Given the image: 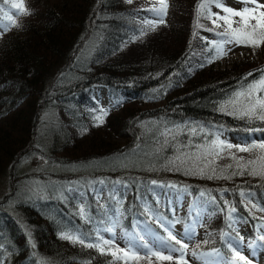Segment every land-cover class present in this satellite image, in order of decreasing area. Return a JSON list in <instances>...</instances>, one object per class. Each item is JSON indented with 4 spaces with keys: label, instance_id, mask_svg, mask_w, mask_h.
Listing matches in <instances>:
<instances>
[{
    "label": "trees",
    "instance_id": "1",
    "mask_svg": "<svg viewBox=\"0 0 264 264\" xmlns=\"http://www.w3.org/2000/svg\"><path fill=\"white\" fill-rule=\"evenodd\" d=\"M217 13L226 15L215 0H0V209L15 200L0 213V264H135L121 247L103 243V228L127 232L143 220L180 249L163 225L200 216L202 237L181 241V251L254 264L228 241L257 240L264 250V136L250 131L264 125V87L252 90L251 117L233 112L229 101L235 91L247 93L252 77H242L264 75V42L228 43L208 63L222 39L215 33L226 30L213 24ZM217 138L256 143L240 152L213 146ZM36 154L92 171L25 166ZM93 178L120 190L109 189L103 201L65 187ZM152 181L185 191L197 216L173 210ZM136 264L189 263L142 257Z\"/></svg>",
    "mask_w": 264,
    "mask_h": 264
},
{
    "label": "rangeland",
    "instance_id": "2",
    "mask_svg": "<svg viewBox=\"0 0 264 264\" xmlns=\"http://www.w3.org/2000/svg\"><path fill=\"white\" fill-rule=\"evenodd\" d=\"M225 1L227 3H229V5L234 4V5H244V6H250V7H254V5L249 4V3H245L244 0H222ZM228 44V43H226ZM226 44L223 45V49L225 51L228 50V47L226 46ZM234 56H237V53L233 54ZM241 55V54H239ZM243 55V54H242ZM95 99H100L103 102H106L107 104L110 103V99L106 98L104 95L100 96V94H95ZM77 111L81 113L82 112H87L86 108H81V110H79L77 108ZM88 113V112H87ZM29 164L30 166H42V168H48L50 171L52 169H55L56 171L62 172V173H71V174H76V175H81V174H91V167H89V165H73V166H62L60 164H55V162L50 161V159H46L44 156H40V155H31V157L28 159V161L25 162V166ZM82 179H74L69 183H66L67 185L65 187L69 188L70 190L68 191V193L70 191H74L76 192L78 189L81 190L82 193L87 192L89 190V193H93L95 196H97L98 199L100 200H106L109 195H111V191H109L108 189H111L113 192L119 191L120 190V185L117 184H113L112 186L109 184V181L101 179L99 180V178L96 179H87V180H83ZM79 187H78V186ZM58 188V187H57ZM59 188H61V190L63 189L62 186H59ZM78 188V189H76ZM57 190V189H56ZM151 190L153 193H157L158 195H164V197L167 198L168 202H170V207L173 208V210L177 211L180 208H185V210H187V212L190 213V217H194L197 216L198 212H194L193 207H191V211L189 210V206H191V204L193 202H191L190 197H186L185 196V191H180L178 188H174V187H163L162 185L159 184H154L151 185ZM58 192V191H57ZM78 193V194H77ZM77 198L80 199V201H82V196L80 194V192H77ZM187 201L188 203L185 205L182 204V201ZM15 200L7 202L6 208L5 209H0V213L5 212L6 213V209H9L11 206H13ZM172 203V204H171ZM202 216H200V220L199 222L196 220V218L194 219L195 222H188V223H184V222H178L177 224L172 223L171 225V231L172 233L175 234H180V236H184L186 232L190 231V234L188 236L185 237V240L189 241V240H200V238L202 237L201 233H197V229L196 226H199V224H202L201 220H202ZM198 223V224H197ZM134 228H132L130 231L124 232L122 227L116 226V228L114 229H106L103 228L102 233L105 234V238L106 239H110L113 242V245H117L119 247H121L125 253H127V255H125V258H127L129 261H134V263L136 264L138 259L133 257V253H136V256L140 258L142 257H146V259H150V260H161L159 259L157 256L154 255H148V256H144L141 252H136L135 248H132L131 251H129V249L131 248V244L130 242H135L137 245L143 244V243H149V248H152L153 245L156 246V248L160 247V235H156L154 232V229L151 227V225H149L147 222L145 223L143 220H137L135 221V223L133 224ZM208 233L207 236L210 235V232H206ZM261 235H264V228L263 231L261 232ZM140 237H143V239H140ZM182 240V241H185ZM234 241L237 242L238 246H239V250L240 247L243 248V254L248 257L252 263L254 264H264V250L263 248H258V245L260 244V242H258L257 240H253V242L249 243L248 245H243V240L241 241L240 239H235ZM163 242L165 244H167L169 247H175V245H172L171 243H167L166 240L163 239ZM155 250V249H153ZM241 251V250H240ZM206 252H204L203 254H205ZM160 255H171L173 257V259L171 260H162V261H179L180 259H184L186 261H188V263L190 264H205V262L207 261V264H214V262H218V261H222V259L217 255V254H209L211 256H189L187 255L186 252H184V256L181 257L180 256V251H176V252H171L169 253L167 250H161L160 251Z\"/></svg>",
    "mask_w": 264,
    "mask_h": 264
},
{
    "label": "snow or ice",
    "instance_id": "3",
    "mask_svg": "<svg viewBox=\"0 0 264 264\" xmlns=\"http://www.w3.org/2000/svg\"><path fill=\"white\" fill-rule=\"evenodd\" d=\"M7 2V0H5ZM129 3L132 2V0H128ZM245 3H249L254 5V7H244L242 10H234L231 7L225 6L221 0H215V6L217 8H220L221 11L226 14L221 16L219 13L215 14V19L213 20V24L215 27H225L226 30L223 33H215V35L222 37L220 43L215 44L214 47L216 48V55L213 56L211 59H209L207 62L211 63L213 60H215L217 57H219L223 53V45L226 43H236L237 45L243 43L246 46L250 47H256L258 46V42L256 37L259 36L260 41L264 42V0H244ZM12 8L20 9L24 15L30 14V11L26 10L24 8V5L13 3L11 5ZM199 7V6H198ZM257 9H260L259 12H257ZM159 12V10H157ZM5 16H7V12L4 13ZM13 15H16L14 13ZM209 15H212L209 13ZM232 18H239L237 20H233ZM162 19V17H161ZM217 20H222L223 25L217 23ZM235 23L236 27L233 28L232 25ZM7 27V26H4ZM259 29V32L257 31ZM3 31V28H0V32ZM214 31V29H212ZM207 39V38H205ZM248 76L252 77V80L248 81L247 84V93H242L240 91H235V98L233 100H230L229 103L232 104L233 112H240L244 116L251 117L255 110V103L251 99L252 90L257 87V83L264 87V75L261 76V78L257 81V77L254 73H248L245 77H242L241 79H247ZM244 95L246 98L245 100H240L239 97ZM260 107H261V113H259V118L261 120H264V100L260 101ZM97 119H100L97 117ZM194 131V130H193ZM251 132L255 133L256 131H259L262 136H264V125L262 126H253L250 129ZM217 143L221 146V148H227L232 149L233 147H236L238 151L245 152L248 151V145L255 146L254 141H247L245 145H233L231 143H225L224 141H219V139H214L211 141V144L215 146ZM197 148L200 147V145H196ZM259 148L264 149V140H261L259 142ZM211 154V153H209ZM235 159V157H233ZM178 170V169H177ZM203 169H201L202 171ZM243 174V173H240ZM153 184L156 183V181H152ZM168 230V236L171 240H175L176 244H180L181 248L177 249L175 247H169L167 244L163 242V237L160 238V247L156 248L155 245H153L152 248H149V243H143L140 245H137L135 242H130L131 248L129 251H131L132 248L136 249V252H141L144 256L148 255H154L157 256L161 260H171L173 257L171 255H160L161 250H167L169 253L180 251V256H184V252L181 251L182 248L186 246L185 243H181L182 240H185V237L190 234V229L188 232L185 233L184 236H180V234H173L171 231V225L170 224H164L163 225ZM110 231V229H109ZM64 239H70L69 236L62 237ZM140 239H143V237H140ZM261 240H264V235L260 237ZM113 241L110 239H104V244H111ZM96 243H99V240L96 241ZM228 244L230 247H232L237 255H239V246L236 241L229 240ZM88 246H93L92 244H89ZM155 249V250H153ZM127 255V253H125ZM195 255V253H193ZM217 255H219L217 253ZM133 257L136 259H139L138 256H136V253H133ZM240 260H244L243 256H239ZM207 264V261L205 262ZM214 264H228L227 261H218L214 262Z\"/></svg>",
    "mask_w": 264,
    "mask_h": 264
},
{
    "label": "bare ground",
    "instance_id": "4",
    "mask_svg": "<svg viewBox=\"0 0 264 264\" xmlns=\"http://www.w3.org/2000/svg\"><path fill=\"white\" fill-rule=\"evenodd\" d=\"M98 89V88H97ZM99 91V90H98ZM99 94V93H98ZM104 94V93H103ZM101 95V94H100ZM109 190V189H108Z\"/></svg>",
    "mask_w": 264,
    "mask_h": 264
}]
</instances>
